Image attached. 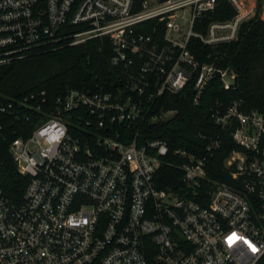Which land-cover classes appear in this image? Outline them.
<instances>
[{
    "label": "built area",
    "instance_id": "1",
    "mask_svg": "<svg viewBox=\"0 0 264 264\" xmlns=\"http://www.w3.org/2000/svg\"><path fill=\"white\" fill-rule=\"evenodd\" d=\"M226 1L232 12L218 18L220 0H0V64L100 36L112 64L138 59L111 92L67 86L49 110L28 104L32 127L8 144L28 178L17 200L0 188V264H259L264 109L236 98L210 107L240 147L223 158L228 180L206 174L205 154L127 132L146 114L153 121L172 112L153 111L165 92L191 81L196 103L215 72L235 79L211 52L235 39L263 0ZM192 38L210 48L206 60L189 49ZM217 144L210 139L205 153Z\"/></svg>",
    "mask_w": 264,
    "mask_h": 264
},
{
    "label": "trees",
    "instance_id": "2",
    "mask_svg": "<svg viewBox=\"0 0 264 264\" xmlns=\"http://www.w3.org/2000/svg\"><path fill=\"white\" fill-rule=\"evenodd\" d=\"M133 2L139 5L141 0ZM258 10L240 24L235 39L218 44L211 52L217 67L234 72L233 86L223 87L219 73L215 72L203 85L198 101L193 103L192 82L188 81L177 92H165L156 98L153 111L172 110L170 114L153 121L146 114L140 122H132L127 132L160 137L170 148L184 147L195 155L205 154L206 174L228 180L229 170L223 165V158L231 149L240 147L232 141L229 129L212 122L210 107L215 101L225 104L236 98L244 109H264V0ZM231 12L227 1L220 0L215 16L224 18ZM145 25L149 30L152 21ZM188 47L200 61L206 60L203 54L210 49L208 46L192 38ZM110 55L108 39L100 36L0 64V106L12 102L10 108L0 110V188L6 196L19 199L28 178L16 170L8 151L10 140L24 137L32 127L31 121L23 118L30 112L35 116L28 104L40 102L39 112L49 110L54 96L67 86L90 90L101 87L110 92L123 87L125 75L137 69L138 59L133 57L128 65H114ZM30 93L34 94L33 99L28 98ZM41 95L45 97L43 101ZM212 138H217L218 144L206 154L205 145ZM170 178L169 175L164 182ZM259 264H264V255Z\"/></svg>",
    "mask_w": 264,
    "mask_h": 264
},
{
    "label": "water",
    "instance_id": "3",
    "mask_svg": "<svg viewBox=\"0 0 264 264\" xmlns=\"http://www.w3.org/2000/svg\"><path fill=\"white\" fill-rule=\"evenodd\" d=\"M222 80H224L228 84H231L232 82H234V78L231 77L228 72L222 75Z\"/></svg>",
    "mask_w": 264,
    "mask_h": 264
}]
</instances>
